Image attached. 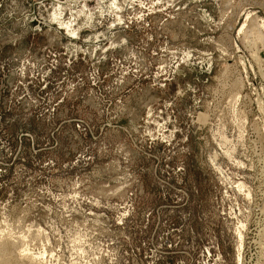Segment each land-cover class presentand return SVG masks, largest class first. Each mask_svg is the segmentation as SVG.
<instances>
[{"label":"rangeland","instance_id":"obj_1","mask_svg":"<svg viewBox=\"0 0 264 264\" xmlns=\"http://www.w3.org/2000/svg\"><path fill=\"white\" fill-rule=\"evenodd\" d=\"M0 264H264V0H0Z\"/></svg>","mask_w":264,"mask_h":264},{"label":"bare ground","instance_id":"obj_2","mask_svg":"<svg viewBox=\"0 0 264 264\" xmlns=\"http://www.w3.org/2000/svg\"><path fill=\"white\" fill-rule=\"evenodd\" d=\"M242 246V245H241Z\"/></svg>","mask_w":264,"mask_h":264}]
</instances>
